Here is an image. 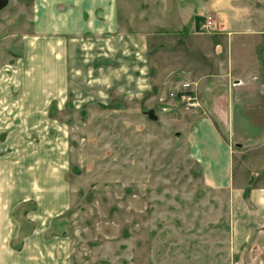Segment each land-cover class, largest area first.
I'll use <instances>...</instances> for the list:
<instances>
[{"label": "crops", "instance_id": "crops-1", "mask_svg": "<svg viewBox=\"0 0 264 264\" xmlns=\"http://www.w3.org/2000/svg\"><path fill=\"white\" fill-rule=\"evenodd\" d=\"M216 1L204 9L214 12ZM132 2L125 7L123 0L33 1L32 33L19 49V78L0 81L5 90L0 95V264H71L69 242L48 236L69 206L59 136L51 134L59 128L51 123L52 106L65 104L69 93L99 99L150 92L157 82L152 72L158 70L152 58L161 52L156 39L181 34L194 22L190 11H198L188 2L184 8L169 4L163 19L168 20L151 30L150 12L140 20ZM225 6L220 19L226 36L250 38L253 14L246 15V6L236 12L235 5ZM174 17L180 27L172 30ZM192 54L187 68H166L158 81L166 89L197 83L211 90L199 107L184 113L200 112L194 124H183L189 151L205 184L229 195L233 264H264V125L256 122L264 117V64L253 59L255 51ZM205 62H212L211 72L197 73L202 69L196 65ZM226 75L234 80H222ZM152 111L157 115L153 108L145 114ZM27 223L32 228L22 237Z\"/></svg>", "mask_w": 264, "mask_h": 264}, {"label": "rangeland", "instance_id": "rangeland-1", "mask_svg": "<svg viewBox=\"0 0 264 264\" xmlns=\"http://www.w3.org/2000/svg\"><path fill=\"white\" fill-rule=\"evenodd\" d=\"M33 1L9 0L0 12V81L19 78L16 70L23 54L19 49L32 33ZM123 1L125 7L130 1L138 6L140 20L150 12L151 30L168 20L163 19L169 4L184 8L188 2L198 11H190L196 15L194 22L181 34L174 31L156 39L154 46L161 52L152 58L158 70L152 72L157 82L150 92L114 93L99 99L69 93L65 104L52 106L51 123L59 128L51 134L59 136L69 206L48 236L69 242L71 264H233L229 195L205 184L183 126L185 120L195 123L200 112L184 113L199 107L211 90L197 83L188 88V83L179 87L171 83L166 89L158 79L165 78L166 68H187L193 51L203 58L209 51H255L253 59L264 64V0H219L214 12L204 7L215 0ZM232 4L235 12L246 6V15L256 18L251 20L250 38L226 36L220 9ZM177 25L174 17L172 30ZM200 65L195 67L202 69L197 73L211 72L212 62ZM222 80L234 79L226 75ZM2 85L0 95L5 91ZM187 96L193 98L194 107ZM152 108L155 117L145 114ZM263 118L256 122L264 125ZM65 185L61 183V190ZM31 228L27 223L22 237Z\"/></svg>", "mask_w": 264, "mask_h": 264}, {"label": "water", "instance_id": "water-1", "mask_svg": "<svg viewBox=\"0 0 264 264\" xmlns=\"http://www.w3.org/2000/svg\"><path fill=\"white\" fill-rule=\"evenodd\" d=\"M9 0H0V12L7 6ZM148 115H152V117L154 116V112H150Z\"/></svg>", "mask_w": 264, "mask_h": 264}, {"label": "built area", "instance_id": "built-area-1", "mask_svg": "<svg viewBox=\"0 0 264 264\" xmlns=\"http://www.w3.org/2000/svg\"><path fill=\"white\" fill-rule=\"evenodd\" d=\"M188 87H189V85H186V86H185V88H188ZM186 99L188 100L189 105H190L191 107H194V106L196 105V103L194 102V100H193L192 97L187 96Z\"/></svg>", "mask_w": 264, "mask_h": 264}]
</instances>
